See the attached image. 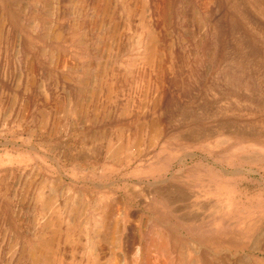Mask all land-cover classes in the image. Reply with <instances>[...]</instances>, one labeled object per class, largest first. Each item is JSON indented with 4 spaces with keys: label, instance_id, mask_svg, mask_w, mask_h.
<instances>
[{
    "label": "rangeland",
    "instance_id": "rangeland-1",
    "mask_svg": "<svg viewBox=\"0 0 264 264\" xmlns=\"http://www.w3.org/2000/svg\"><path fill=\"white\" fill-rule=\"evenodd\" d=\"M0 1V264H264V0Z\"/></svg>",
    "mask_w": 264,
    "mask_h": 264
},
{
    "label": "bare ground",
    "instance_id": "bare-ground-1",
    "mask_svg": "<svg viewBox=\"0 0 264 264\" xmlns=\"http://www.w3.org/2000/svg\"><path fill=\"white\" fill-rule=\"evenodd\" d=\"M101 1H102V0H101ZM127 1H128V0H127ZM123 2H124V1H123ZM0 3H1V1H0ZM97 3H98V2H97ZM100 3H101V2H100ZM102 3H103V1H102ZM1 5H2V4H1ZM1 5H0V6H1ZM101 6H102V5H101ZM105 6H106V5H105ZM97 7H98V6H97ZM102 7H103V6H102ZM128 7H129V6H128ZM98 8H99V7H98ZM98 8H97V9H98ZM144 8H145V6H144ZM95 9H96V8H95ZM107 9H108V7H107ZM125 9H127V8L125 7ZM108 10H109V9H108ZM128 10H129V9H128ZM141 10H142V9H141ZM93 11H95V10H93ZM130 11H131V10H130ZM127 12H128V11H127ZM143 13H144V12H143ZM105 14H106V13H105ZM107 14H108V13H107ZM103 16H104V15H103ZM101 18H102V17H101ZM102 20H104V17L102 18ZM99 21H100V20H99ZM91 23H92V21H91ZM95 24H96V23H95ZM99 24H100V23H99ZM99 24H98V25H99ZM74 26H75V25H74ZM77 26H78V25L76 24V28H77ZM94 26H95V25H94ZM96 26H97V25H96ZM142 26H143V25H142ZM143 27H145V26H143ZM149 27H150V26H149ZM152 28H153V27H152ZM72 29H73V28H72ZM76 33H77V32H76ZM148 33H150V31H149ZM60 35H61V34H60ZM74 35H75V33H74ZM77 36H78V35H77ZM77 36H76V37H77ZM57 37H58V36H57ZM155 37H156V36H155ZM157 39H158V38H157ZM153 42H154V41H153ZM148 43H149V42H148ZM155 43H157V41H156ZM147 45H148V44H147ZM155 45H156V44H155ZM151 46H153V44H152ZM149 47H150V46H149ZM150 48H154V49H155V47H150ZM150 51H152L151 54H153V50L150 49ZM149 54H150V53H149ZM155 55H156V54H155ZM98 94H99V93H98ZM81 107H82V106H81ZM80 110H81V109H80ZM152 125H153V124H152ZM137 129H139V128H137ZM141 129H142V128H141ZM154 130H156V129H154ZM137 131H138V130H137ZM139 131L142 132L141 130H139ZM123 132H124V131H123ZM128 132H129V130H128ZM128 132H127L126 135L129 134ZM150 132H151V131H150ZM150 132H149V133H150ZM121 133H122V131H121ZM135 134H136V133H135ZM135 134H134V135H135ZM123 135H124V133H123ZM136 135H137V134H136ZM120 136H121V135L118 136V139H119ZM130 136H132V135H130ZM109 137H110V136H109ZM134 137H135V136H134ZM136 137H137V136H136ZM122 138L124 139L125 137H122ZM151 138H152V137H151ZM125 139H126V138H125ZM133 139H134V138H133ZM128 140H129V138H128ZM117 141H120V140H117ZM114 143H115V142H114ZM118 143H119V142H118ZM125 143H126V140H125ZM111 144H112V143H111ZM132 144H133V143H132ZM120 145H121V144L119 143V146L117 145V147L120 148ZM122 145H123V144H122ZM127 145H129V143H127ZM130 145H131V144H130ZM109 147H110V145H109ZM109 147H108V148H109ZM126 147H127V148L123 151V153L125 154V156H129V155L133 152V151H132V148H133V150H134V149H135V146L132 145V146H130V147H128V146H126ZM123 148H124V147H123ZM111 149H112V148H111ZM121 150H122V146H121ZM121 150H116V151L113 150V151L116 153L117 156H119L120 153H121ZM260 151H261V150H260ZM261 152H262V151H261ZM115 153H113V154H115ZM117 156H116V157H117ZM23 157H24V156H23ZM112 157H113V156H112ZM131 157H132V156H131ZM119 158H120V157H119ZM20 159H21V158H20ZM29 159H30V158H29ZM119 160H120V159H119ZM121 161H122V160H121ZM123 161H124V160H123ZM0 180H1V179H0ZM2 180L4 181V179H2ZM1 182H2V181H1ZM1 188H2V186H1ZM220 188H221V187H220ZM231 188H232V187H231ZM222 190H223V189H222ZM224 190H225V189H224ZM213 193H214V192H213ZM224 193H225V192H224ZM239 195H240V194H239ZM234 197H235V196H234ZM234 197H233V198H234ZM222 198H223V197H222ZM224 198H225V197H224ZM238 198H239V197H238ZM6 199H7V198H6ZM246 199H247V198H246ZM38 201H39V200H38ZM51 201H52V200H51ZM51 201L49 200V202H48V201H47V202H48V203H52ZM45 202H46V200H45ZM45 202H44V203H45ZM222 202H224V201H222ZM40 203H41V202H40ZM220 203H221V202H220ZM236 203H237V202H236ZM53 204H54V202H53ZM237 204H238V203H237ZM221 206H222V205H221ZM49 208H50V207H49ZM214 209H215V208H214ZM237 209H238V208H237ZM52 210H53V209H52ZM43 212H44V211H43ZM51 212H52V211H51ZM54 214H55V213H54ZM223 214H224V213H223ZM59 215H60V214H59ZM110 215H111V214H110ZM209 216H210V215H209ZM58 218H59V217H58ZM237 219H238V218H237ZM56 220H57V219H56ZM193 220H194V219H193ZM235 220H236V219H235ZM196 221H197V220H196ZM0 222H1V221H0ZM53 222H54V220H53ZM57 222L60 223V221H58V220H57ZM57 222H56V224H57ZM0 225H1V224H0ZM45 225H46V224H45ZM54 225H55V224H54ZM244 225H245V224H244ZM49 226H50V225H49ZM73 227H75V226H73ZM73 227H72V229H73ZM59 228H60V227H59ZM246 228H247V227H246ZM48 229H50V227H49ZM56 229H57V228H56ZM107 229H108V228H107ZM76 230H77V229H76ZM69 231H70V230H69ZM57 232H58V231H57ZM159 233H160V232H159ZM248 233H249V232H248ZM52 234H53V233H52ZM55 234H56V233H55ZM57 234L60 235L61 233H57ZM69 234L72 235V233H69ZM73 234H74V233H73ZM53 235H54V234H53ZM74 235H75V234H74ZM160 235H161V234H160ZM168 235H169V234H168ZM67 236H68V235H67ZM163 236H164V235H163ZM55 237H56V236H55ZM55 237H54V238H55ZM65 237H66V236H65ZM49 238H50V236H49ZM171 238H172V237H171ZM58 239H59V238H58ZM66 239H68V238L66 237ZM71 239H72V238H71ZM71 239H70V240H71ZM76 239H77V238H76ZM42 240H44V239H42ZM45 240H46V239H45ZM70 240H69V241H70ZM74 240H75V239H74ZM166 240H167V239H166ZM50 241H51V240H50ZM69 241H68V242H69ZM77 241H78V240H76V242H77ZM161 241H162V240H161ZM53 242H54V241H53ZM65 242H67V241H65ZM74 242H75V241H74ZM74 242H73V244H75ZM164 242H165V241H164ZM173 242H174V241H173ZM47 243H49V242H47ZM51 243H52V242H51ZM56 243H57V242H56ZM78 243H79V241H78ZM165 243H166V242H165ZM52 244H53V243H52ZM71 244H72V243H71ZM92 244H93V243H92ZM176 244H177V242H176ZM45 245H46V244H45ZM47 246H48V245H47ZM188 246H189V245H188ZM213 246H214V245H213ZM163 247H165V246H163ZM206 247H207V246H206ZM160 248H161V247H160ZM175 248H176V247L174 246V249H175ZM183 248H184V246H183ZM198 248H199V247H198ZM47 249H48V248H47ZM176 249H177V248H176ZM35 250H36V249H35ZM39 251H40V250H39ZM39 251H37V252H39ZM52 251H53V250H52ZM164 251L166 252V250H164ZM164 251H163V252H164ZM179 251H182V249L179 250ZM183 251H184V249H183ZM183 251H182V252H183ZM54 252H55V251H54ZM165 252H164V253H165ZM184 252H185V251H184ZM45 253H46V252H45ZM49 253H50V252H49ZM55 253H56V252H55ZM180 253H181V252H180ZM185 253L187 254V251H186ZM31 254H32V253H31ZM43 254H44V253H43ZM186 254H185V255H186ZM36 255H37V254H36ZM44 255H45V254H44ZM44 255H43V256H44ZM176 255H177V253H176ZM179 255H180V254H179ZM190 255H191V253H190ZM195 255H196V254H195ZM30 256H32V255H30ZM34 256H35V255H34ZM187 256H188V254H187ZM37 257H38V256H37ZM44 257H45V256H44ZM54 257H56V256H54ZM181 257H182V254H181ZM181 257H180V258H181ZM34 258H35V257H34ZM175 258H176V257H175ZM188 258H189V257H188ZM32 259H33V258H32ZM53 259H54V258H53ZM95 259H96V257H95ZM184 259H186V258H184ZM213 259H214V258H213ZM93 260H94V259H93ZM98 260H99V259H98ZM98 260H97V261H98ZM188 260H189V259H188ZM191 260H192V259H191ZM191 260H190V261H191ZM211 260H212V259H211ZM238 260H239V259H238ZM44 261H46V258L44 259ZM47 261H48V260H47ZM52 261H53V260H52ZM57 261H58V260H57ZM57 261H56V262H57ZM91 261H92V260H91ZM99 261H100V260H99ZM183 261H184V260H183ZM240 261H242V260L240 259ZM240 261H239V262H240ZM253 261H254V260H253ZM178 262H179V261H178ZM181 262H182V261H181ZM239 262H238V264H239ZM195 263H196V261H195ZM210 263H211V261H210ZM235 263H236V262H235ZM244 263H245V262H244ZM34 264H35V263H34ZM41 264H42V263H41ZM97 264H98V263H97ZM187 264H188V263H187Z\"/></svg>",
    "mask_w": 264,
    "mask_h": 264
}]
</instances>
